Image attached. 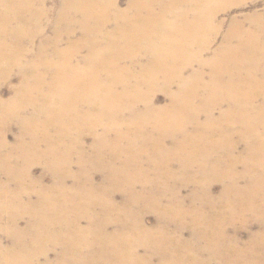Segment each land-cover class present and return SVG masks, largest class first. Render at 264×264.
Returning <instances> with one entry per match:
<instances>
[{"label":"bare ground","instance_id":"6f19581e","mask_svg":"<svg viewBox=\"0 0 264 264\" xmlns=\"http://www.w3.org/2000/svg\"><path fill=\"white\" fill-rule=\"evenodd\" d=\"M243 1L0 0V264H264Z\"/></svg>","mask_w":264,"mask_h":264},{"label":"rangeland","instance_id":"374dc122","mask_svg":"<svg viewBox=\"0 0 264 264\" xmlns=\"http://www.w3.org/2000/svg\"><path fill=\"white\" fill-rule=\"evenodd\" d=\"M56 3L58 0H54ZM55 3V4H56ZM127 3V0H121V5L124 7ZM243 6L240 7H233L228 14L223 15L222 18L225 19V22L227 21L226 25L229 24V20L231 17H243L244 15H251L254 13H261L264 14V0H244L243 2ZM230 17V18H229ZM228 18V19H227ZM228 26V25H227ZM226 26V27H227ZM50 34L51 33V29H49L48 31ZM17 83V79H13L11 80V82H9V84H6L4 87H2L1 93L2 96H4L3 98H8L11 94H10V89L9 86L16 84ZM157 102L159 104H164L166 102V97L163 93H158L157 94ZM19 133V129L16 126H12L9 128L8 132L6 133L7 139L8 141L13 144L16 139H17V135ZM43 171V167L41 165L36 166L33 169V172L35 175H40V173ZM97 180H99V176L96 177ZM49 179H47L48 181ZM221 190V185L219 183L214 184L213 186V193L214 194H218L219 191ZM186 194V193H184ZM117 199H119V196H117ZM154 215L152 213L147 215V222L149 223H153L154 221ZM244 238V236H243Z\"/></svg>","mask_w":264,"mask_h":264}]
</instances>
